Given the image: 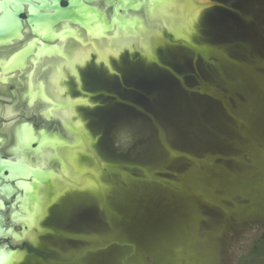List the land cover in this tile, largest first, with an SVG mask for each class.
I'll return each instance as SVG.
<instances>
[{"label":"rangeland","instance_id":"rangeland-1","mask_svg":"<svg viewBox=\"0 0 264 264\" xmlns=\"http://www.w3.org/2000/svg\"><path fill=\"white\" fill-rule=\"evenodd\" d=\"M193 1L188 14L197 10ZM212 1L219 7L201 16L198 31L196 17L183 21L182 6L173 5L158 20L176 37L190 34L188 41L186 36L167 48L157 41L142 49L146 55L151 47L165 51L168 73L157 79L154 109L164 113L161 123L174 130L176 140L154 130L149 98L140 99L144 114L131 111L114 122L120 129L123 123L125 133L145 129L129 137V150L139 153L145 174L158 177L143 184L137 172L140 181L119 184L118 197L112 187L92 180V210L81 213L73 229L72 224L68 231L53 230L49 237L56 244L48 241V257L34 253L24 264L40 258L43 264H264V0ZM218 16V22L208 21ZM208 27L224 38L215 39ZM184 144L203 156L179 149L180 161L175 148L186 149ZM147 148L151 152L144 155ZM172 159L178 160L177 171L168 170ZM61 192L42 198L41 214L59 206Z\"/></svg>","mask_w":264,"mask_h":264},{"label":"flooded vegetation","instance_id":"flooded-vegetation-1","mask_svg":"<svg viewBox=\"0 0 264 264\" xmlns=\"http://www.w3.org/2000/svg\"><path fill=\"white\" fill-rule=\"evenodd\" d=\"M51 1L0 0V249L19 253L20 260L13 264H24L34 253L48 257L45 247L48 248L50 242L51 246L56 244V240L49 237L55 233L53 230L68 231L72 224L73 229L79 223L80 214L94 207L92 180L99 181L102 187H112V193L118 197L119 184L140 181L137 172L142 173L143 184L147 177V180L158 177L157 172L145 174L148 167L140 166L139 153L129 150V137H135L141 129L125 133L123 123L121 129L118 123L114 125L117 117L124 118L128 112L144 114L139 103L142 97L151 102L156 100V96L142 95L139 90L142 72L139 60L145 58V54L134 45L132 50L127 49L124 40H119L117 45L121 44V48L116 53L109 51L108 46L99 47L95 44L99 41L93 42L82 28L71 23L69 27L80 32L75 38L50 40L51 35L32 34L29 11L37 8L45 13L41 4ZM67 1H61L60 5L66 7ZM110 1L84 3L109 18L114 12ZM3 12L8 13V17L3 16ZM14 13L17 14L13 17ZM15 17L20 29L13 34L12 18ZM4 18L8 23L4 24ZM65 24H59L58 28ZM42 46H57L58 53L44 54ZM105 51L107 59L103 55ZM79 52L81 56L74 58ZM159 56V62L151 64L146 72L166 77L169 65ZM148 138L144 136L142 140ZM113 141L118 143L116 149L110 145L116 143ZM186 146L184 144L186 149L175 148L180 161L181 150L188 152ZM143 150L144 155L151 152L149 148ZM173 154L172 151L171 158ZM199 158L195 160H201ZM178 165V160L172 159L167 164L168 170L177 171ZM43 174L48 180L38 181L37 176ZM122 179L126 182L120 183ZM59 190H62L59 197L56 196L59 206L54 210L50 206L49 214L39 215L43 206L39 209L34 202L23 200L27 194L37 202L40 199L41 204V197L51 198ZM25 210L33 213L35 219L29 223V234L16 241L9 230L20 232L22 219L19 222L16 214L24 215ZM39 228L43 231L39 232ZM43 259H34L32 264H43Z\"/></svg>","mask_w":264,"mask_h":264},{"label":"water","instance_id":"water-1","mask_svg":"<svg viewBox=\"0 0 264 264\" xmlns=\"http://www.w3.org/2000/svg\"><path fill=\"white\" fill-rule=\"evenodd\" d=\"M61 1H64V0H52L51 3L43 2L41 6L46 11L45 13L39 12L37 8L32 11H29L28 24L29 26L32 27V34H38L39 36L43 34L51 35L50 40H53L54 38L63 40L66 37L75 38L76 34H79L80 32L77 29L70 28L68 23H71V24L78 25L80 28H82L86 32L87 35H89V37L93 39L142 37V46H144L148 26H150L149 21L150 20H161V11L164 10L168 5L171 4V5L192 8V0H116V3L114 2L115 0H111V1L109 0L111 4L114 6V12H113V16L106 18L102 11H99L95 7L87 6L84 3V1L90 2L94 0H68L66 7H62L60 5ZM195 1L201 7V13H200L199 19L201 18V16L202 17L204 16L203 15L204 13H207L209 10L219 7V5L214 3L212 0H207L206 2H203V3L198 2V0H195ZM20 9L21 8H19L18 12H20ZM47 11H50V12L47 13ZM4 12H3V16L8 17V13L5 14ZM120 12H122L123 14ZM17 13H14L13 17L16 16ZM217 18H213V17L208 18V21H212L216 19L218 22L220 17L218 16ZM199 19H198V22H196L193 25L194 31H198V28L202 27V21ZM12 20L14 24L13 34H15L19 31L20 24H19L18 19H16V17L14 19L12 18ZM8 21L9 20L4 18V24L8 23ZM208 21L205 20L204 23ZM63 22H66L67 24L58 28V25ZM162 28L163 26H160V22H157L152 27V30H155L161 34H158L157 38H153L154 41L153 43L151 42V46L156 45L155 43H157V41H161L162 43L160 44V46L164 45V47L166 48L168 46L165 44H168V43L173 44L175 46L177 45L178 41L183 42L184 39L186 40V36H187V41H188V35L190 34H184L185 36L183 37L184 38L183 39V38L176 37L169 30H165V28H163L162 30ZM216 30H210L209 27L206 28V32L214 31L212 35H214L215 39L220 38V40H222V37L224 38L223 34H219V32H217ZM163 32L165 33L167 32L168 34H164ZM4 33L5 32L1 34H4ZM169 37H171V40L168 39ZM5 41H2V42H5ZM133 45L138 47L137 44H133ZM42 49H44V54H47V55H51L52 53H58L57 46H42ZM156 52L157 54L155 55L154 49L152 47V53H148L147 55L145 54L146 57L141 58L139 60V63H140L139 66L142 70L141 83L139 85V88H140L139 90L142 95H147L149 93L152 96H156L155 98L156 100H159L160 92L158 91L156 84L158 81L157 79L160 76L156 72L154 74L146 72V70L150 68L151 64H153L154 62H159L158 60L159 55H160L159 57L164 58L163 52L165 51H160L159 49ZM127 56H129V54H126V57ZM170 56H165V57L169 58ZM129 58H131V56H129ZM171 58L173 59L172 56ZM156 100L151 102L152 104L151 106L153 107V109L156 107V104H155ZM141 110H143V107H141ZM154 110L155 111H153L152 115H150L148 118L152 120V124H154L158 133L160 135L162 134L165 135L164 136L166 138L165 140H167V136H168L169 139H171L172 141L173 139H175L174 130L171 129L170 131H168L167 130L168 128L166 129V127L163 126V124L161 123V121H163L162 115L164 113L159 110L156 111V109ZM137 128L141 129L140 131H144V129L140 127H137ZM172 144H169V145L172 146ZM192 151L193 150H190L188 148V152L192 153ZM144 152L145 151L143 150V153ZM193 153L203 156V152H200V153L193 152ZM210 170L211 169H208V171ZM43 179L48 180V177L45 176V174H43L42 176H37L38 181H42ZM23 200L25 203L34 202L36 204L37 202L35 197L27 195V194H25ZM30 214L31 212L29 210H25L24 215L19 216V214H16V216H18L19 219L23 218V216L26 219L28 218V216H31L33 219L35 215L34 214L30 215ZM19 219L18 221L20 222L21 220ZM20 224H23V225H21V230L19 233H16L13 230H9V233L12 234L13 238L16 241L22 240L23 237L28 232L31 231L29 229L30 225L28 221L23 220L22 223ZM3 249H6V250L2 251V249H0V264L5 262L7 258H9L12 254H19L15 250H9L7 248H3Z\"/></svg>","mask_w":264,"mask_h":264},{"label":"bare ground","instance_id":"bare-ground-1","mask_svg":"<svg viewBox=\"0 0 264 264\" xmlns=\"http://www.w3.org/2000/svg\"><path fill=\"white\" fill-rule=\"evenodd\" d=\"M207 1V0H206ZM194 2V4L197 6L196 8H197V10H196V12H195V14H193V13H189L188 14V11H189V9L187 10L186 9V7H185V9L187 10H183L182 12H183V15H182V17H183V21H186V22H188V20L192 17V16H194V17H196V20H195V22H194V24L196 23V22H198V19H199V17H200V13H201V7L196 3V1H193ZM173 7V5H168L164 10H162L161 11V19L163 18V17H165V14L166 13H168L169 11H172V9H175L176 7L174 6V8H172ZM184 9V8H183ZM199 9H200V11H199ZM193 11V10H192ZM187 12V13H186ZM175 14V13H174ZM178 19V18H177ZM176 19V20H177ZM164 20L166 21V19L164 18ZM179 20V19H178ZM177 20V21H178ZM157 22H159L158 20H150L149 21V24H150V26H148V30H151L152 29V27L156 24ZM66 27V26H65ZM165 28V30H169V28H166V27H164ZM148 30H147V35H146V39L145 40H147L148 42H147V44H144V46L145 45H151V40L153 39V38H157V36L158 35H153V34H148ZM162 30H163V28H162ZM170 32H171V30H169ZM81 34H83V32L81 33ZM159 34H161V33H159ZM88 38V37H87ZM119 40H124V44H125V46L126 47H128L129 49H131L132 50V47H133V44L134 43H137V45H138V47H139V49H140V51L143 53V51H142V49H143V47L144 46H142L141 44H140V40L138 39V37H131V38H109L108 39V41H105L104 42V40L102 39V38H99V39H97V40H95V39H92V41L93 42H97V41H99L98 43H95V44H98V46L99 47H106V46H108V48H109V51H112V52H115L116 53V50L117 49H119V48H121V44L120 45H117V44H119ZM72 44V43H71ZM73 45V44H72ZM99 49V48H98ZM105 50V49H104ZM90 52V50L89 51H87L86 52V54H87V56L89 57V53ZM99 52H101V50L99 51ZM103 53V52H102ZM105 54H103L105 57H106V59H107V51H105L104 52ZM84 55V54H83ZM118 55V54H117ZM75 56V55H74ZM81 56V54H80V52H79V54H77L76 55V57H74V58H76V59H78L79 57ZM82 59V58H81ZM83 59H84V57H83ZM81 60L82 62L84 61V60ZM80 60V59H79ZM77 61V60H76ZM42 62V61H41ZM60 76V75H59ZM52 81V80H51ZM64 113V112H63ZM65 113H66V111H65ZM66 115V114H65ZM61 176V175H60ZM57 185V184H56ZM53 186V185H52ZM54 187V186H53ZM41 198H43V197H41ZM42 201V200H41ZM40 206H41V204H40ZM43 206V205H42ZM41 206V207H42ZM43 208V207H42ZM38 211H39V209H38ZM38 215V214H37ZM39 215H42L41 213L39 214ZM35 219V218H34ZM36 226V225H35ZM29 234V233H28ZM26 236V235H25ZM24 236V237H25ZM31 238H33V236H31ZM18 254H12L9 258H7V260L5 261V262H3L2 264H13V263H15V261H17L18 260Z\"/></svg>","mask_w":264,"mask_h":264}]
</instances>
